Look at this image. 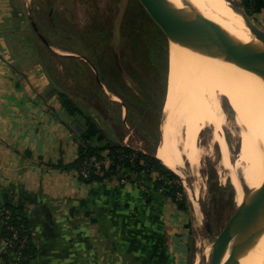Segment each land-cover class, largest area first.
<instances>
[{
  "label": "rangeland",
  "instance_id": "374dc122",
  "mask_svg": "<svg viewBox=\"0 0 264 264\" xmlns=\"http://www.w3.org/2000/svg\"><path fill=\"white\" fill-rule=\"evenodd\" d=\"M5 1L0 6V13L6 17L0 24V95H3L0 102H19L21 92L32 97L46 89L45 96L51 95L53 86L67 94L81 111L70 118L72 121L69 119L77 130L79 142L82 131L87 129V120L96 119L101 122L98 127V135L104 137L101 142L118 145L114 130L108 128L111 127L109 119L118 115L116 102L121 98L117 94H121L130 105L129 109L124 104L129 123L127 143L134 150L154 155L160 142V121L168 87L170 37L142 3L139 0H25L27 9L15 3L16 18L14 15L8 18L13 13L8 0ZM232 3L244 10L241 0H232ZM247 15L264 31L262 13ZM59 50L68 54H61ZM80 59L82 63L78 62ZM37 62L42 66L35 74ZM97 63L99 68L95 67ZM100 74L117 94L105 84L108 95L101 94L95 83V79L101 81ZM17 80H21L20 86L25 91L16 89ZM9 89L14 90L11 95L16 97L14 100L5 99ZM31 97L25 100L30 103ZM222 104L227 114L224 128L219 132L202 131L199 144L203 155L198 168L185 161V177L178 176L174 181L183 186L177 200L186 199L187 209L180 210L169 197L168 215L173 227L186 226L192 236L187 264H217L218 238L240 206L236 203L234 176L239 174L236 177L244 198L252 192L243 183L240 154L244 137L250 140L251 131L255 136L257 125L245 115H239L227 99ZM259 142L262 144V139ZM136 175L129 178L128 171H122L119 176H110L107 182L124 186L135 181ZM236 237L237 232L227 253L228 264H239L233 252Z\"/></svg>",
  "mask_w": 264,
  "mask_h": 264
},
{
  "label": "crops",
  "instance_id": "0c3cea01",
  "mask_svg": "<svg viewBox=\"0 0 264 264\" xmlns=\"http://www.w3.org/2000/svg\"><path fill=\"white\" fill-rule=\"evenodd\" d=\"M4 2L0 0V6ZM8 2L13 13L8 18H16L15 3L27 9L25 0ZM5 18L0 13V24ZM37 65L35 74L42 66ZM97 82L107 97L104 83ZM20 85L17 80L16 89L23 91ZM45 90L32 97L21 92L15 102L14 90L9 89L5 99L14 102H0V211L8 206L21 209L35 248L29 264H187L192 236L186 226L173 227L168 215L171 198L156 173L138 174L124 186L88 185L74 170L54 167L60 161L74 162L80 142L70 124L75 115L63 109L56 94L45 96ZM30 97L29 103L25 99ZM124 104L122 99L116 102L118 115L109 119L108 130H114L118 145L129 140ZM93 121L100 127V121ZM92 142L104 144L97 138ZM15 261V255L0 245V264Z\"/></svg>",
  "mask_w": 264,
  "mask_h": 264
},
{
  "label": "bare ground",
  "instance_id": "6f19581e",
  "mask_svg": "<svg viewBox=\"0 0 264 264\" xmlns=\"http://www.w3.org/2000/svg\"><path fill=\"white\" fill-rule=\"evenodd\" d=\"M172 5L200 24L240 39L249 34L242 9L232 0H174ZM168 46L169 77L157 157L182 179L185 161L197 167L203 155L199 144L202 131L219 132L225 126L227 114L222 104L225 98L239 115L257 125L258 133L254 136L251 131L250 140L246 136L243 139L240 173L244 185L254 193L259 192L264 183V67L241 57L205 50L191 40L171 37ZM236 176L233 182L236 203L241 204L244 196ZM244 246L249 264H264V210L251 217Z\"/></svg>",
  "mask_w": 264,
  "mask_h": 264
},
{
  "label": "water",
  "instance_id": "95a60500",
  "mask_svg": "<svg viewBox=\"0 0 264 264\" xmlns=\"http://www.w3.org/2000/svg\"><path fill=\"white\" fill-rule=\"evenodd\" d=\"M168 37L194 41L199 47L222 55L241 57L264 67V31L257 27L242 9L249 34L240 39L220 29L186 18L172 5L174 0H139ZM153 156L157 157V154ZM159 159V158H158ZM160 160V159H159ZM264 210V183L259 192L244 198L235 214L221 232L216 249L217 264H228L227 253L235 233L234 256L238 263L249 264L244 246L251 217Z\"/></svg>",
  "mask_w": 264,
  "mask_h": 264
},
{
  "label": "trees",
  "instance_id": "16d2710c",
  "mask_svg": "<svg viewBox=\"0 0 264 264\" xmlns=\"http://www.w3.org/2000/svg\"><path fill=\"white\" fill-rule=\"evenodd\" d=\"M241 4L245 12L249 15H260V13H262L264 10V0H241ZM48 9V11L50 12L51 8ZM77 53L81 54V52L79 51H77ZM97 60H99V57H97ZM80 61L82 60H78V62ZM99 66L100 64H95V67L99 68ZM100 76L101 82H103L107 86L108 90L117 94L112 88V86L108 83V81L103 77V75L100 74ZM95 80V83L98 85L97 79ZM51 88L53 90L52 94H56L58 96L63 109L69 115L73 116L76 113L81 112L78 106H76V104L72 101L71 98L68 97L67 94L57 91L56 88L53 86H51ZM101 94L103 95L102 91ZM117 95L123 100L127 108L130 109V105L121 96V94ZM86 126L87 129L82 131L83 133L81 135V141L78 146L77 159L70 164H65L63 161H60L54 167L65 171L74 170L76 171L75 173H77V171L82 168L83 162L85 160H88L93 157L101 159V154L104 151H108L110 157L115 163V166H111L109 169L103 168L102 175L95 174L93 168H90L89 177L83 178L82 176H79L78 178L80 181L88 185H91L93 183H107L110 176L113 177L114 175L118 174L116 170L117 165H121L123 169H125L124 171H128L127 177L129 178H132V175H136L142 172H146L148 174L156 173L158 175L157 182L164 188L165 191H167L166 195L168 197H171L172 201H175L178 204V208L180 210L187 209V205L185 202L186 199L183 198L182 201L177 200V193L183 190L182 184L178 185L174 182L175 180H178V175L174 174V172L166 168V166L158 158H156L152 154H144L124 145H115L111 143L95 145L92 142L93 138H97L98 141L103 140L102 136L98 135L99 129L93 120H87ZM4 209L10 211L12 214L9 221L12 226L17 228H24L25 234L28 237V241L26 247L22 250V254L27 256V259L25 261L21 260L20 262H18V264H29L30 261L34 258L35 248L32 243V235L28 223L22 217L20 208L8 206ZM1 212L2 211H0V213ZM8 234L9 233H7V231H5L3 227L0 229V236H7Z\"/></svg>",
  "mask_w": 264,
  "mask_h": 264
},
{
  "label": "built area",
  "instance_id": "2783aa9c",
  "mask_svg": "<svg viewBox=\"0 0 264 264\" xmlns=\"http://www.w3.org/2000/svg\"><path fill=\"white\" fill-rule=\"evenodd\" d=\"M126 147L132 148L129 144L124 145ZM101 159L98 158H90L88 160H85L83 162L82 168L77 171L76 176H82L83 178H88L90 175V168H93L95 174H103L102 169L106 168L109 169L111 166H115V163L113 159L110 157V154L108 151L103 152L101 154ZM116 170L118 172L117 176H119V173L124 171L123 167L121 165L116 166ZM125 172V171H124ZM114 177V176H113ZM0 213V222L2 227L4 228L7 233H9L7 236H0V245L8 252H11L15 255L16 261L14 264H18L21 260H26L27 256L22 254V250L26 247L28 237L25 234L23 227H14L12 226L9 221L11 217V212L8 210H1ZM27 231V230H26ZM24 232V233H23Z\"/></svg>",
  "mask_w": 264,
  "mask_h": 264
}]
</instances>
